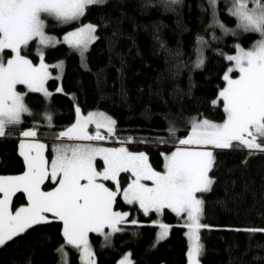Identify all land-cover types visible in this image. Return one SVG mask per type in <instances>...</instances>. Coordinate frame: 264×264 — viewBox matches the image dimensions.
Wrapping results in <instances>:
<instances>
[{"label": "trees", "instance_id": "obj_1", "mask_svg": "<svg viewBox=\"0 0 264 264\" xmlns=\"http://www.w3.org/2000/svg\"><path fill=\"white\" fill-rule=\"evenodd\" d=\"M229 7L230 0H218L216 15L226 28L236 30V35L211 26L208 0H181L178 4L168 0H107L91 7L81 23L97 25L99 38L84 59L62 42L43 49L45 63L62 62L61 76L46 81L51 98L18 85V90L27 92L24 99L32 114L24 115L21 125L10 127L8 135L0 138V175L24 170L18 154L21 129L38 125L39 139L49 148L57 141L53 133L74 123L76 107L83 113L103 112L116 121L115 134L107 135L109 139L101 144H123L144 152L154 170L162 172L164 154L176 149L178 140L188 132L189 119L220 123L225 118L218 93L225 86L223 76L230 62L218 53L233 54L237 44L251 48L259 38L258 33L237 29ZM77 25H58L48 18L45 31L60 36ZM198 38L205 43L200 45ZM198 48L205 58L201 68L195 67ZM36 49L33 41L24 51L34 64L40 61ZM57 88L62 91L56 92ZM213 101L218 102L214 105ZM46 112L52 116V128L47 127ZM170 128L175 129V136L170 135ZM129 138L146 142L124 144ZM214 153L215 165L209 173L215 181L212 190L198 194L203 201L201 224L206 226L199 230L203 245L199 264H264V231H260L264 230V153L249 156L248 149L239 148L215 149ZM119 179L125 187L130 174L121 173ZM51 186L50 182L43 184L44 188ZM12 201V210L27 203L22 193ZM113 209L127 213V222L118 225L123 231L113 233L107 241L104 236L89 234L95 264H118L125 254L132 264H187L183 215L167 208L160 214L145 215L120 195ZM133 220L137 223H130ZM157 223L169 225L167 238L158 244ZM62 229L59 221L34 226L0 248V264H63L58 252L65 245ZM65 252L68 264H81L73 247L66 246Z\"/></svg>", "mask_w": 264, "mask_h": 264}, {"label": "snow or ice", "instance_id": "obj_2", "mask_svg": "<svg viewBox=\"0 0 264 264\" xmlns=\"http://www.w3.org/2000/svg\"><path fill=\"white\" fill-rule=\"evenodd\" d=\"M168 2L178 4L181 0ZM106 3L107 0H0V138L8 135L10 127L23 123V114H32L24 99L27 92H40L45 99L53 95L45 88L50 76L47 65L34 66L24 55L30 43L36 41L38 57L43 61V49L58 42L46 35V19L62 25L80 24L63 37V43L84 59L99 37L98 26L82 24V18L91 7ZM208 3L213 15L211 26L219 27L226 35H236V30L226 28L219 21L218 0H208ZM228 13L236 18L237 29L258 33L261 38L247 50L237 44L235 54L218 53L230 62L223 76L226 87L218 93L223 102V123L193 119L190 134L179 139L178 144L195 147L164 154L163 172L154 170L144 152L83 143L105 140L115 134L116 121L101 112L82 116L81 109L76 107V122L66 130L53 133L60 143L53 146L50 162L44 155L47 146L39 142V126L34 124L28 130L21 129L19 135L24 139L19 142L18 154L23 158L25 171L14 176L0 175V248L34 226L59 221L65 240V245L58 249L63 264H68L66 246L77 251L81 264H94L88 234L103 235L107 241L113 233L123 231L118 225L127 222V213L113 211L117 195L122 193L124 202L138 204L145 215L160 214L165 208L178 216L186 213L182 226L188 229V264H199L203 250L199 230L206 226L200 223L203 201L197 194L212 190L215 181L209 173L215 165L214 150L248 149L249 156L264 153V0H230ZM198 43L205 42L198 38ZM204 62L203 50L198 48L195 67L201 68ZM233 72L239 73L238 78H231ZM17 85H24L27 92L17 90ZM61 91V88L56 89V92ZM44 119L47 127H54L49 113H45ZM90 125H95V135L87 130ZM101 129L108 136L101 135ZM169 133L175 136V129L170 128ZM138 142L146 141L134 138L123 141L124 144ZM159 142L167 143L166 140ZM98 157L103 161L102 171L97 170ZM121 173H131L127 187H122ZM46 180L55 185L53 190L41 189ZM99 181H112L115 190ZM142 181H151L152 186ZM17 193L26 196L27 205L12 211V197ZM157 226L160 229L158 244L167 238L169 226L164 223ZM106 227L109 232L104 231ZM120 264L132 262L126 255Z\"/></svg>", "mask_w": 264, "mask_h": 264}, {"label": "rangeland", "instance_id": "obj_3", "mask_svg": "<svg viewBox=\"0 0 264 264\" xmlns=\"http://www.w3.org/2000/svg\"><path fill=\"white\" fill-rule=\"evenodd\" d=\"M58 25H59V23H57ZM84 24H88V23H84ZM80 25H77V26H74V27H72L71 29H68V30H66L64 33H62L60 36H56V35H52V34H48V33H46V35H48V36H50V37H52L53 39H55L56 41H58L56 44H58V43H63V37L68 33V32H70V31H74L76 28H78ZM261 37L259 36V38H258V40L260 39ZM257 40V41H258ZM256 41V42H257ZM36 42V41H35ZM255 42V43H256ZM37 43V42H36ZM254 43V44H255ZM66 44V43H65ZM249 49V48H248ZM245 50H247V49H245ZM7 51V50H6ZM78 53V52H77ZM79 54V53H78ZM233 54H235V53H233ZM40 63H44V64H46L47 65V71L49 72V74H50V76H49V78L50 77H56V78H59L60 76H61V74H62V70H61V68L60 67H57V65H61L62 64V62L61 61H58V62H56V63H53V64H51V65H49V64H47V63H45L44 61H39L37 64H34V66H39V64ZM54 68H55V71H54ZM231 75V74H230ZM238 76H239V73L236 75V76H232L231 75V78H238ZM47 81V80H46ZM24 86V85H23ZM17 87V90H18V85L16 86ZM25 87V86H24ZM224 87H226V82H225V86ZM45 88H46V82H45ZM25 89H26V87H25ZM20 91V90H19ZM40 93V92H39ZM42 94V93H41ZM88 113H90V112H86V113H83L82 111H81V115L82 116H86ZM101 113H103V112H101ZM105 114V113H104ZM24 115H26V114H23L22 115V118H23V116ZM202 119H204V118H197L196 120H202ZM225 119V118H224ZM76 120H77V115H76V113H75V121H74V123L76 122ZM193 120V118L192 119H189V121H188V126H189V128H188V132L186 133V135L183 137V138H187V136L190 134V130H191V121ZM210 121V120H209ZM224 121V120H223ZM223 121L222 122H220V123H223ZM213 122V121H212ZM73 123V124H74ZM73 124H71L70 126H72ZM70 126H67L64 130H66L68 127H70ZM30 129V128H29ZM28 130V129H27ZM88 132L90 133V134H93V135H95V133H96V129H95V125H90L89 127H88ZM100 133H101V135H105V136H107L108 134L105 132V130L104 129H101L100 130ZM107 139H109V138H106L105 140H107ZM58 143H60V141L59 140H57L55 143H53V144H51L50 145V147L48 148V150H49V152H50V156H48V158H47V155H46V150H47V148L45 149V151H44V154L46 155V158L49 160V162H50V160H51V158H52V156H53V153H52V148H53V146H55L56 144H58ZM71 143V142H70ZM83 143H92V144H95V145H97V146H100V147H106V148H120V147H126L125 145H123V144H101L102 143V140L101 141H91V142H87V141H84ZM45 145H46V143H44ZM189 147H195V146H182V145H177V147H176V149H174L173 151H176L178 148H180V149H184V148H189ZM129 151H132V150H130L128 147H126ZM172 151V152H173ZM132 152H136V151H132ZM171 152V153H172ZM136 153H139V152H136ZM170 153V154H171ZM146 154V153H145ZM169 154V155H170ZM49 155V154H48ZM96 165H97V170L98 171H102L103 170V161L98 157L97 158V160H96ZM164 163H165V161H164ZM98 164H100V167L98 166ZM25 170H23L21 173H19V174H14V175H20V174H22L23 172H24ZM164 171V170H163ZM162 171V172H163ZM130 174V179H129V181H128V183L130 182V180H131V173H129ZM14 175H5V176H14ZM46 182H50V183H52L51 182V180H46L45 181V183ZM99 182H102L106 187H109V189L110 190H115V184L112 182V181H110V182H112L114 185L113 186H108L105 182L106 181H99ZM144 184H146V185H148L149 187H151L152 186V183H151V181H142ZM82 183H83V181H82ZM127 183V184H128ZM127 184H126V186L125 187H127ZM54 187H55V185L53 184V186H51V188H44L43 187V185H41V189L42 190H44V191H51V190H53L54 189ZM199 194V193H198ZM198 194H197V196H198ZM118 195H120V198H121V200H123V195H122V193H118ZM25 196V195H24ZM14 197V196H13ZM12 197V198H13ZM199 197V196H198ZM0 198H2V194H0ZM25 199H26V196H25ZM26 201H27V199H26ZM124 201V200H123ZM27 205V203H25V204H21V205H19V206H17L16 208H19V207H21V206H26ZM137 206H138V208L140 209V207H139V205L138 204H136ZM11 210H12V208H11ZM140 210H142V209H140ZM12 211H14V210H12ZM113 211H116V210H114L113 209ZM143 211V210H142ZM117 212H121V213H125V212H122V211H117ZM46 215H48L49 216V214H46ZM51 215V214H50ZM180 215H183L184 216V220H183V225H184V221L187 219V215H186V213H181ZM200 223H201V219H200ZM157 225H158V223H157ZM167 225V224H166ZM169 226V225H168ZM185 227V226H184ZM62 228H63V225H62ZM185 230H186V233L188 232V229H187V227H185ZM104 231L105 232H109L110 231V229H108L107 227L104 229ZM159 231H160V229H159V227H158V232H157V235H158V233H159ZM90 234V233H89ZM89 234H88V238H89ZM102 237H103V235H101ZM186 237H187V235H186ZM65 241V240H64ZM187 242H188V248H189V240H188V237H187ZM92 249V248H91ZM92 253H93V251H92ZM128 256V254H125L124 256ZM123 256V257H124ZM123 257H122V259H123ZM121 259V260H122ZM130 259V258H129ZM80 260H81V258H80ZM120 260V261H121ZM120 261L118 262V264H120ZM94 264H95V260H94ZM187 264H188V258H187Z\"/></svg>", "mask_w": 264, "mask_h": 264}, {"label": "crops", "instance_id": "obj_4", "mask_svg": "<svg viewBox=\"0 0 264 264\" xmlns=\"http://www.w3.org/2000/svg\"><path fill=\"white\" fill-rule=\"evenodd\" d=\"M22 139H24L23 137H20V139H19V142L22 140ZM39 142H42V143H45L42 139H39ZM18 145H19V143H18ZM46 146H47V144H46ZM47 148V147H46ZM18 153H19V147H18ZM45 155V154H44ZM46 156V155H45ZM23 159V158H22ZM24 170H25V167H24Z\"/></svg>", "mask_w": 264, "mask_h": 264}]
</instances>
